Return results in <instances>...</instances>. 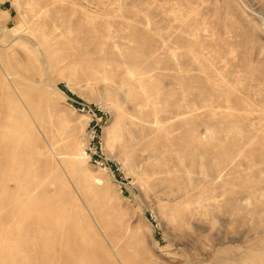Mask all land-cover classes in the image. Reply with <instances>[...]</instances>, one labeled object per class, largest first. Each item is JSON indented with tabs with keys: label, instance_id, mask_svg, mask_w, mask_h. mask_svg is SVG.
Listing matches in <instances>:
<instances>
[{
	"label": "rangeland",
	"instance_id": "rangeland-1",
	"mask_svg": "<svg viewBox=\"0 0 264 264\" xmlns=\"http://www.w3.org/2000/svg\"><path fill=\"white\" fill-rule=\"evenodd\" d=\"M0 264H264V0H0Z\"/></svg>",
	"mask_w": 264,
	"mask_h": 264
},
{
	"label": "built area",
	"instance_id": "built-area-1",
	"mask_svg": "<svg viewBox=\"0 0 264 264\" xmlns=\"http://www.w3.org/2000/svg\"><path fill=\"white\" fill-rule=\"evenodd\" d=\"M78 111L81 112L82 114L89 115L92 118L91 120L92 124L93 123L96 124V125L94 124L93 127L90 129L88 135L87 150L89 153L90 161H92V163L100 169H103L105 171L111 170L110 164L108 162L104 150L105 144H103V141L100 136V130H99L100 123L96 115L92 114V110L88 106L82 104L78 106Z\"/></svg>",
	"mask_w": 264,
	"mask_h": 264
}]
</instances>
